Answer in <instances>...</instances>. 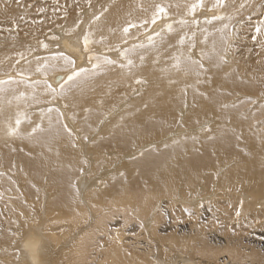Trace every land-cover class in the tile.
I'll use <instances>...</instances> for the list:
<instances>
[{
	"label": "bare ground",
	"instance_id": "1",
	"mask_svg": "<svg viewBox=\"0 0 264 264\" xmlns=\"http://www.w3.org/2000/svg\"><path fill=\"white\" fill-rule=\"evenodd\" d=\"M84 1L21 0L17 5L15 0H0V80L14 81L0 86V264H32L21 237H34L39 242V264H264V117L234 116V102L239 96L250 98L252 103L255 94L264 98V32L256 33L257 38L243 44L245 47L240 44L242 37L231 39L229 35L226 52L222 39H218L228 35L233 20L239 27L240 23L264 25V0H234V4L225 0L222 8L213 7L216 0H203L194 14H189V9L197 0ZM241 3L245 7L240 8ZM157 6L165 13L153 24ZM40 8L45 11H38ZM52 20L60 24L54 30L57 39H50V31L45 33ZM194 20L196 23H192ZM200 20L211 23H200L196 28ZM125 27L129 28L126 35ZM85 34L90 41L87 52L83 46ZM98 38L107 39L109 50L114 51L109 60L114 63L101 62L99 68L92 69L96 60L89 62L88 57L98 55ZM40 41L48 45L47 49L40 46ZM121 49L127 51L126 59L118 60L116 54ZM161 50L163 57L159 56ZM60 54L74 60L77 69L89 70L83 76L88 78L86 85L79 88L92 90L93 95L85 98L76 94L73 103L64 101L65 107L56 103L53 108L63 114L61 121L72 132L74 127L88 136L100 123L98 132L87 139L94 144L93 156L92 152L84 153L86 148L82 147L83 152L77 148L82 161H88L87 167L93 161L105 164L93 183L76 181L83 204L77 203L73 186L65 185L54 193L46 182L40 185L39 179L26 173L31 166L47 167L51 163L72 168L80 165L77 155L72 150L67 152L68 146L60 153L59 143H47L37 133L29 135L35 124L45 127L49 123V114L43 104L34 109L36 103L47 100L40 91L43 84H36L33 91L25 82L46 79L59 88L67 73L61 70L62 60L50 58ZM177 57L182 62L190 57L204 68L199 75H185L173 68ZM122 61L125 67H120ZM45 62L56 63L58 72L38 73L36 68ZM136 79L143 83L136 84ZM129 86L139 89L130 95L126 92ZM140 90L141 95L136 96ZM21 93L24 99L17 101L15 97ZM33 95L38 102L29 98ZM70 96L66 93L64 98ZM126 96L129 98L114 109L113 105ZM185 102L188 107L183 108L177 129L173 125L178 117L176 108ZM229 106L235 107L233 113L227 111ZM41 112H45L43 118ZM18 113H22L19 136L9 137L7 127L14 126ZM56 116L50 114L52 123ZM206 119H213V123H205V128L197 132V124ZM240 121L247 125H237ZM170 125L174 134L185 135L176 140L178 135L167 137ZM165 136V144L152 148L145 160L156 168L150 170L138 160L109 170L108 150L121 153L142 144L151 146ZM226 161L229 166L223 171ZM197 163L202 164L198 167ZM211 167H216L215 171ZM63 174L60 171L58 178ZM200 180L205 182L204 193L198 190ZM30 190L33 198L26 197ZM22 195L29 202V214L22 213L27 222L15 214V210H21ZM200 195L209 197L205 204L201 202L203 208L199 207ZM71 197L76 208L63 207ZM193 197L195 202L189 200ZM187 207L193 212L191 219L183 211ZM237 209L241 210L238 222ZM228 228H234L231 237ZM220 235L229 238L222 243L218 241ZM229 251L234 254H227Z\"/></svg>",
	"mask_w": 264,
	"mask_h": 264
},
{
	"label": "rangeland",
	"instance_id": "2",
	"mask_svg": "<svg viewBox=\"0 0 264 264\" xmlns=\"http://www.w3.org/2000/svg\"><path fill=\"white\" fill-rule=\"evenodd\" d=\"M54 1H56V0H54ZM85 3H86V0L84 1ZM230 2L232 3V4H234V0H230ZM259 2H260V0H259ZM211 8V7H210ZM197 9V8H196ZM199 9V8H198ZM206 20V19H205ZM196 20H194L192 23H196L195 22ZM202 20H200V21H197V24H199L198 26H197V24H196V28H199L200 27V23H201V25L202 24H210L211 22H205V21H202ZM54 21L52 20V22H50V24L49 25H52L51 26V28L50 27H48L47 29H46V31H45V33H48L49 31V36H55V34H54V30L60 25L58 22H54ZM179 22V21H178ZM234 22H236V20H233L232 21V24H231V26L232 27H230L229 29H228V35L226 34L225 35V37H227V39H229L230 37H231V39H234V37H235V39L236 38H240V37H242V41H241V45H246L247 43H251V41H253V38L254 39H256L257 38V36H256V33H258V32H260L261 34H262V32H264V29H263V27H264V25L263 24H261V26L260 25H253V24H249L248 25V23H240V27H239V24H237V23H234ZM236 24V25H238V26H234V24ZM57 24H59V25H57ZM245 25V26H244ZM252 25V26H251ZM263 25V26H262ZM129 26V25H128ZM242 26V27H241ZM259 28V31H257V29ZM243 29V30H242ZM263 29V30H262ZM216 30H218V27H217V29ZM239 30V31H238ZM143 31V30H142ZM238 31V32H237ZM252 31V32H251ZM53 32V33H52ZM233 32H234V34H233ZM236 32V33H235ZM251 32V33H250ZM220 34H221V32H219ZM239 33V34H238ZM260 33H258V35L260 34ZM250 34V35H249ZM229 35H230V37H229ZM236 35V36H235ZM238 35V36H237ZM48 36V37H49ZM222 36H224V35H221L220 37L218 36V39L219 38H221ZM232 36H234V37H232ZM158 37H160L159 35H158ZM248 37V38H247ZM251 39H250V38ZM99 39V40H98ZM98 39H95V41H96V45H97V48H100V50L98 49V51H97V53L96 54H98V55H96L95 57H103V58H108V59H111V57H112V54L114 53V51H113V49H110L109 50V48H108V45H107V43L105 42V41H107V39L106 40H101V39H103V38H98ZM246 39V40H245ZM249 40V41H248ZM102 41V42H101ZM109 41V40H108ZM245 41H247L246 43H243V42H245ZM102 43V44H101ZM158 44H160V42H158ZM243 45V47H245ZM102 49V50H101ZM192 49H194V48H192ZM106 52H104V51ZM102 51V52H101ZM108 51V52H107ZM125 53V55L124 56H121V53ZM100 53V54H99ZM116 54V53H115ZM126 54H127V51H125L124 49H121L120 50V53H118V54H116L117 55V58H118V60H122L121 59V57H123L124 59H126L125 58V56H126ZM105 55V56H104ZM108 55V56H107ZM247 55H248V59H251L252 58V53L251 52H249V53H247ZM159 56L160 57H163V51L161 50L160 51V53H159ZM110 57V58H109ZM120 67H125V65H124V63H123V61L122 62H120ZM122 69H124V68H122ZM8 72V71H7ZM6 72V73H7ZM47 72H51V73H54V72H58L57 70H52V71H47ZM263 72V71H262ZM84 79V80H83ZM85 79H87V80H85ZM96 79H97V77H96ZM87 81H88V78H85V77H81L76 83H73V84H69V85H65V92H64V95L66 94V93H68L69 95L71 94V96H70V98H67V99H65L64 98V95L63 96H58V97H56L55 99H53L52 98V96L51 95H49V94H47V93H45V91H44V85L41 87V89H40V91H42V93L43 94H45V99L47 98V100H44V102H42V103H36V105H35V107L36 108H34V109H37L38 107L37 106H41L42 104H43V106H45L46 108L48 107H51V105H52V108H53V105H54V108H55V104L56 103H58V105L60 106H62V105H64V107H65V103L67 102H71V103H73L72 101H74V99H75V95L77 94V95H80V94H82V95H84V97L86 98V97H90L91 95H93V91L92 90H88V91H86V88H79V87H81L82 85H86V83H87ZM26 84L28 83V85H31V84H35V83H29V82H25ZM79 84V85H78ZM39 85V84H38ZM134 88V86H129L128 88H127V90H126V92L127 93H129L130 95H132L134 92H135V90L137 89H139V87L138 88H136V89H133ZM36 88L37 87H35V88H33L32 90L33 91H36ZM77 88V89H76ZM129 89V90H128ZM133 89V90H132ZM258 89H260V90H258V91H262V89L263 88H259L258 87ZM68 90H70V91H68ZM83 90V91H82ZM39 91V92H40ZM134 91V92H133ZM141 90L138 92V93H136L135 95L136 96H139V95H141ZM238 94H241V95H243V93L242 92H238ZM74 95V96H73ZM129 95V96H130ZM129 96H126V97H124V98H122V99H120L116 104H114L112 107L115 109L118 105H120L125 99H127V98H129ZM254 98H256L255 100H253V103H252V100H250V98H242V97H240L239 96V98H237V99H239L238 101H236V102H234V103H237V107H236V109H235V107H233V106H229V107H227L226 109H227V111L229 112L230 111V113H233V109H235V114H234V116H237L238 118H244V117H255V115L256 116H258L257 118L258 119H260V118H262V117H264V107H262V106H264V98L263 97H261L260 95H258V94H255L254 96H253ZM55 100V101H54ZM45 101H47V102H45ZM59 101V102H58ZM64 101H66V102H64ZM50 102V103H49ZM54 102V103H53ZM121 102V103H120ZM45 103V104H44ZM49 103V104H48ZM52 103V104H51ZM62 103V104H61ZM66 103V104H67ZM234 103H232V104H234ZM47 104V105H46ZM187 104V102H185L184 104H179L178 106H179V108L177 107L176 108V114H178V117H177V120L175 121V123L173 124L177 129H179V122H181L182 120H181V118H183V112H184V109L185 108H187L188 106L186 105ZM251 104H252V106H251ZM49 105V106H48ZM32 106H34V105H32ZM60 106V107H61ZM184 106V107H183ZM255 107V108H254ZM47 108V109H48ZM62 108V107H61ZM184 108V109H183ZM46 109V110H47ZM249 109V110H248ZM110 110V109H109ZM263 110V112L261 113V111ZM59 111V110H58ZM178 111V112H177ZM53 113H56V115H57V112H53ZM182 115V116H181ZM180 119V120H179ZM178 120H179V122H178ZM213 119H206L205 121H202L200 124H197V127H199V128H197L196 127V125H194V126H192L191 128H193V129H189L190 131H192V132H195V127H196V129H198L197 130V132H199V131H201L203 128H205V123H210V124H212L213 123V121H212ZM61 121V120H60ZM58 121L57 120V116H56V118H55V121L52 123L51 122V125L48 123L47 125H45V127H43L42 125V129H43V131H41V132H39V133H37V135L38 136H42L43 137V139L45 140V142H47V143H54V142H57V143H59V152L61 153V152H63V149H65L67 146V152L69 151V150H72L73 151V154L75 153L76 155H77V157H78V164L80 163V165H78V166H75V165H73V168H72V166H70V165H66L67 166V168H66V166L65 165H62V164H60V165H58L59 166V168H58V166H56L57 165V163H51L49 166H47V167H44V166H42L41 165V167H39V166H31V168H29V169H27V171H26V173L29 175V176H31L32 178H35V179H37V181H38V179H39V182H40V185H43L45 182L48 184V186H49V188L51 189V191H53L54 193H59L60 191H61V187H63V186H65V185H70V186H73V185H75V186H77V188H78V185H76V181L77 180H79L80 179V181H84L87 185H89L90 183L89 182H92L93 183V181H95L96 180V176L101 172V167L103 166V165H105L104 164V162H98V163H95L94 161L92 162V164H91V166L90 167H87V165H88V161L86 160V159H84L83 161H86V163H82V159L80 158L81 157V155H80V153H79V151H78V149L79 150H82V152H83V148L82 147H84V148H86V149H84V153L85 154H89V152H92V153H90V155H91V157L93 156L92 154H93V149H94V144L92 143V141L91 142H89L88 143V141L90 140V139H92L91 137H93V135L95 134V132H98V129H99V125H100V123H98V125L96 126V128L94 129V130H90V134L88 135L89 136V138L90 139H88V141H85L84 139H83V137L85 136L84 134H81L79 131H78V129H75L73 126V128L72 129H74V132H72V135L71 136H69L64 130H63V128H62V124H61V122L63 123V121ZM71 123H72V121H70ZM204 122V123H203ZM177 123V124H176ZM53 124H54V126H53ZM59 125H60V127H59ZM63 125H65L64 123H63ZM203 125V126H202ZM237 125H247L246 123H244V122H241L240 121V123H237ZM35 126V125H34ZM56 126L58 127V128H56ZM201 126V127H200ZM54 127V128H53ZM170 127H171V130H170V132H168L167 134H166V136L168 137H170V136H172V135H178L177 137H175V139L174 140H176V139H179V138H182L185 134L184 133H173L175 130H173V126L172 125H170ZM264 127V126H263ZM69 128V127H68ZM48 129H50V130H48ZM70 129V128H69ZM201 129V130H200ZM256 129L257 130H259V125H257L256 126ZM79 133H77L76 131ZM173 130V131H172ZM46 132V133H45ZM187 132H189V131H187ZM65 133V134H64ZM76 133L78 134L77 136H76ZM80 134H81V137H80ZM51 135L53 136V137H51ZM63 135V136H62ZM67 135V136H66ZM75 135V136H74ZM87 136V135H86ZM87 136V137H88ZM166 136L165 137H162L160 140H162L161 142H157V143H155V142H153L152 143V145L151 146H149L150 144H142V145H144V147L142 146V145H140V146H138V147H136V148H134V149H132V150H129V149H125V150H122L121 151V153L123 152H125L126 151V153H130V154H121L120 153V151H118L117 153H113L114 152V150L113 149H111V150H108L107 151V158L109 157V160H111V166H109V170L111 171L113 168H115V167H117V166H129V165H132V163L133 162H135V161H138V160H140V164H142V165H145L147 168H150V170H152V169H154V168H156V165L154 164V163H152L151 161H145V160H147L151 155H147V154H149V152H151L153 149L152 148H154L155 149V147L156 148H159V147H161V146H163L164 144H165V141H164V139L166 138ZM182 136V137H181ZM76 137H78V138H76ZM80 137V138H79ZM254 137V135H252L251 136V138H253ZM45 138H47V139H45ZM52 138H54V139H52ZM65 140H64V139ZM70 140H69V139ZM38 139H40L41 140V138H38ZM188 139V138H187ZM28 140V139H27ZM50 140H52V141H50ZM72 140H73V144H75L76 143V145H75V147H72ZM75 140H76V142H75ZM66 141V142H65ZM261 141V140H260ZM62 142V143H61ZM69 142V143H68ZM75 142V143H74ZM77 142H78V144H77ZM80 142H83L80 146H78L79 144H80ZM86 143H88V145L86 144ZM68 144V145H67ZM157 144V145H156ZM62 145V146H61ZM87 145V146H86ZM65 146V147H64ZM77 146V147H76ZM86 146V147H85ZM147 146H149L148 148H147ZM159 146V147H158ZM61 147H63V148H61ZM80 147V148H79ZM141 147V148H140ZM76 148V149H75ZM78 148V149H77ZM62 149V150H61ZM91 149V150H90ZM75 150V151H74ZM136 150V151H135ZM133 151H135V152H133ZM139 151V152H138ZM109 152V153H108ZM133 152V153H132ZM84 153H82V155L84 156ZM111 153V155L110 156H108V154H110ZM133 154V156H131ZM112 155H114V156H112ZM115 155H117L118 156V158H117V156L115 157ZM122 157H121V156ZM127 155V157H125ZM139 155V156H138ZM112 156V157H111ZM56 157H57V159H59L58 158V154L56 155ZM73 158V157H72ZM125 158V159H124ZM195 161V160H194ZM117 162L119 163V164H117ZM230 162V161H229ZM115 163V164H114ZM123 165H122V164ZM138 163V164H139ZM112 164H114V165H112ZM199 163H197V166L198 167H200L199 165L200 164H202V163H200L199 165H198ZM55 167H54V166ZM84 165V166H83ZM93 165V166H92ZM81 168H80V167ZM97 166V167H96ZM229 165H228V163H227V161L226 162H224V164L222 165V167L221 168H223V171L228 167ZM49 167V168H48ZM74 167H75V169H74ZM82 167H87L88 169L87 170H84V169H82ZM95 168V170H94V168ZM32 168H35V169H32ZM46 168V169H45ZM58 168V169H57ZM70 168L72 169V170H70ZM80 168V169H79ZM89 168H91V169H89ZM214 168H216V167H211V169H214ZM221 168L219 167V169L221 170ZM42 171H41V170ZM45 169V170H44ZM48 169V170H47ZM54 169V170H53ZM60 169V170H59ZM81 169L83 170V174H84V176L86 177H83V178H81L82 177V175L83 174H81ZM86 169V168H85ZM93 169V170H92ZM100 169V170H99ZM51 170V171H50ZM30 171V172H29ZM60 171H63L64 172V174H63V178H58V174H59V172ZM72 171V172H71ZM97 171H98V173H97ZM214 171H215V169H214ZM213 171V172H214ZM218 171V170H217ZM44 172H45V174H44ZM52 174H51V173ZM219 172V171H218ZM88 173V174H87ZM54 174V175H53ZM56 174V175H55ZM94 174H96V175H94ZM51 177H50V176ZM78 175V176H77ZM87 175H89L88 176V178H87ZM48 176V177H47ZM215 176H217V173H216V175L214 174V177ZM52 177H54V178H52ZM56 177V178H55ZM73 177H75V178H73ZM44 178V179H43ZM48 178V179H47ZM69 178H71V179H69ZM93 179V180H92ZM95 179V180H94ZM44 180V181H43ZM45 180H48V181H45ZM75 180V181H74ZM92 180V181H91ZM29 182V181H28ZM72 182V183H71ZM75 182V183H74ZM198 183H200L199 184V188H198V190L201 192V193H204L203 191H205L204 190V188H202L203 186V184H205V182L204 181H197ZM202 182H204V183H202ZM42 183V184H41ZM55 183H56V185H55ZM59 183H61V184H59ZM64 183V184H63ZM69 183V184H68ZM52 184V185H51ZM73 184V185H72ZM52 187H53V189H52ZM19 188V187H18ZM31 188L32 189H36L32 184H31ZM75 189H76V193H75V196H76V198H77V203H80V204H83V201H82V197H81V195H79V190L76 188V187H74ZM86 188V187H85ZM84 188V189H85ZM31 190H30V192H27L26 194H27V196L26 197H29V198H33V196H29V195H31ZM78 195H79V197H78ZM206 195H209V194H206ZM203 196V195H200V197L202 198V200L200 199V197H198V199L200 200L199 201V203H201V202H204V204L209 200V197H207V196ZM24 196L25 195H22V197H21V203L23 204H21V210L19 211V212H17L16 210H15V214H17V215H22V213L23 212H26V213H28V211H27V207H28V203L29 202H27L25 199H24ZM79 198V199H78ZM72 197L69 199L70 201H65V206L63 205V207H68V208H76V205H77V203H72ZM81 199V200H80ZM25 200V201H24ZM189 200H194L193 202H195V197H193V198H190ZM206 200V201H205ZM26 203V204H25ZM184 203H187V201L186 202H184ZM189 203V202H188ZM17 204V203H16ZM71 205H72V207H71ZM74 205H75V207H74ZM187 206H189V205H187ZM63 207H61V208H63ZM191 207V206H190ZM30 208V207H29ZM187 208H189V207H187ZM192 208V207H191ZM154 209H155V207H154ZM190 209V208H189ZM156 211H158V209H156L154 212H156ZM29 214V213H28ZM40 214V217L42 216V213H41V211H40V213H38V215ZM19 219L21 220V221H23V222H27L25 219H24V217H23V215L22 216H20L19 217ZM25 224V223H24ZM87 227H90V225H88ZM230 228H228V230H226L229 234V237H231L232 236V231H234V228H233V230H231V233H230V230H229ZM225 230V229H224ZM222 235H220V239H218V241L220 240V242H222L223 243V241L224 242H226L227 241V239L229 238V237H227V238H225L224 236H222ZM222 240V241H221ZM226 243H224L223 245H225ZM233 246V247H232ZM231 250L234 248V245H231ZM227 254H234L232 251H229ZM227 254H225V255H227ZM224 255V256H225ZM240 255H242V253H240ZM241 258H242V256H241ZM241 258L240 259H235L236 260V262L237 263H239L240 261H241Z\"/></svg>",
	"mask_w": 264,
	"mask_h": 264
},
{
	"label": "snow or ice",
	"instance_id": "3",
	"mask_svg": "<svg viewBox=\"0 0 264 264\" xmlns=\"http://www.w3.org/2000/svg\"><path fill=\"white\" fill-rule=\"evenodd\" d=\"M9 0H5V3H8ZM15 3L17 5H20L21 4V0H15ZM203 4V0H197V3L193 4L191 6V8L189 9V14H194L195 13V10L197 7H200L202 6ZM213 7H225V0H216V3ZM240 8H243L245 7V4L244 3H241L239 5ZM38 11L40 12H44L45 9L44 8H40ZM165 13V9L163 7H160V6H157L156 7V11L152 17V20H151V23L155 24L156 23V17L161 15V14H164ZM20 19H24L23 16L20 17ZM96 19H99V17H97ZM215 19H224V17H221V16H216ZM229 19H231V17H229ZM181 23H185L184 21H181ZM79 25H77L78 27ZM169 29H171V25H168ZM227 27V25H225V28ZM75 29H72L71 31H74ZM223 31V30H221ZM257 31H259V29H257ZM123 32L124 34L126 35L128 32H129V28L128 27H125L123 29ZM50 39H57L56 37H51ZM151 39V38H149ZM224 45H225V48H224V51L226 52L227 51V38L225 36H222L221 37ZM40 46L42 48H45L47 49L48 45L45 44L43 41H40ZM90 41H89V36L87 34L84 35L83 37V46H84V51H89V48H88V45H89ZM184 43V38L181 37L180 39V44H183ZM125 53H121V56H124ZM89 59V62L93 61V60H96V63H93L92 64V69H97L101 66V62L103 64H106V65H109V64H112L114 63L112 60H109L107 58H100V57H94V56H91L89 55L88 57ZM51 61H58V60H62L63 61V67L61 70L65 71L67 73V76H66V79L63 81V83L60 84L59 88H55L53 87L52 84H49L47 83V80H38L35 82V84H31L29 85V87H32V88H35L36 84H43L44 85V91L45 93L49 94L52 96L53 99H55L57 96H63L64 95V92H65V85H69V84H73V83H76L81 77L83 76H86L89 74V70L86 69V68H79L77 69L76 66H75V61L70 59L69 57H67L66 55H63V54H60L58 56H53L50 58ZM220 60L223 61V56L220 57ZM132 61L131 60H128V64H131ZM182 63H183V68H182ZM57 68V64L56 63H49V62H45V63H42L40 64L37 68H36V71L38 73H41L42 75H46L47 71L49 70H55ZM173 68H175L177 71H183L185 73V75H187L188 73L190 72H196L197 75H199L200 71L203 70L204 66L203 64H200L199 62L197 61H193L189 58H186L185 61H181L180 57H177L176 58V62L173 64ZM20 75H23V74H20ZM28 79L27 77H25V80ZM11 83H14V81H11V80H0V86H3V85H7V84H11ZM135 83L136 84H142L143 81L140 80V79H136L135 80ZM171 83H175V81H171ZM0 91H3V87H0ZM30 99H32L33 101H36L38 102L37 100V97L35 95L29 97ZM15 99L17 101H20L22 99H24V94L21 93L19 96L15 97ZM9 103H11V101H9ZM264 107V106H262ZM87 111V110H86ZM47 114H49V124L51 125V118H50V114L53 113V112H57V120L60 121L63 119V114L62 113H59V111L57 109H54L52 107H49L47 110H46ZM45 115V112H41V117L43 118ZM22 116V113H18L17 114V117L15 119V124L14 126L12 124H9L8 127H7V131H6V134L7 136L9 137H13V136H19V128H20V125L22 123V120H21V117ZM63 130L69 135L71 136L72 135V130L69 129L67 127V125H63ZM205 130H208V129H205ZM43 131L42 129V126L41 124L37 123L35 124V126L32 128V131L29 135H33V134H36V133H39ZM83 139L85 141H87L88 137L85 135L83 137ZM73 147H75V144H73ZM82 163H86V161H82ZM81 174H83V170L81 169ZM73 187H75V185H73ZM243 202H241V205H242ZM199 207L203 208V204L201 203L199 205ZM185 215H187L190 219L192 218L193 216V212L191 209L189 208H184L183 209ZM241 216V210L237 209L236 212H235V217H236V220L237 222L239 221V217ZM231 231V228L229 229ZM20 242H24V247L25 248H31L34 246V242L31 240V239H24L23 237H21V241ZM15 243V242H14ZM17 257H19V253H17Z\"/></svg>",
	"mask_w": 264,
	"mask_h": 264
},
{
	"label": "clouds",
	"instance_id": "4",
	"mask_svg": "<svg viewBox=\"0 0 264 264\" xmlns=\"http://www.w3.org/2000/svg\"><path fill=\"white\" fill-rule=\"evenodd\" d=\"M28 239H31L34 242V246L31 248H25L24 242H22L23 249L31 257L32 264H39V260H38L39 242L36 241L34 237H29Z\"/></svg>",
	"mask_w": 264,
	"mask_h": 264
}]
</instances>
